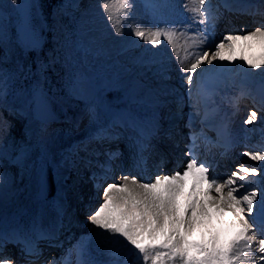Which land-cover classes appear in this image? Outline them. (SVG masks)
I'll return each mask as SVG.
<instances>
[{
  "label": "rangeland",
  "instance_id": "obj_1",
  "mask_svg": "<svg viewBox=\"0 0 264 264\" xmlns=\"http://www.w3.org/2000/svg\"><path fill=\"white\" fill-rule=\"evenodd\" d=\"M21 1L16 0V3H13V0H0V76L6 81L5 87L22 77L24 72V49L15 30L20 21L18 17L16 18L17 4ZM164 1L165 4H171L172 7L158 8L159 15L152 14L151 16L147 7L143 8L138 0H131L134 5L131 23L147 28L162 26V28L175 29V49L166 40L162 41L161 45L155 49L151 45L139 41L138 38L131 35L128 22L120 24L123 31L117 35L100 7L101 0H92L81 9V14L78 16V31L74 38L70 37L62 13L54 12L51 14L56 27L55 35L59 36L57 38L65 48L63 59L68 65L67 75L69 77L72 74L74 77L79 72L81 74L80 81L70 79L71 88L66 91L65 96L60 95L57 99L66 108H75L76 97H84L85 103L81 105L80 111L76 115L78 118H82V123H86L85 129L75 131L74 129L60 130L56 127H46L37 118L32 105L35 91L38 88L50 89L52 87L46 81L45 67L42 65L36 68L34 80L26 82L20 89L13 88L12 94L4 93L0 97V128H3L2 126L5 125L8 118L15 125L10 128H3V131L0 132V228L9 227L3 225H8L13 215L22 216L19 220L13 217L14 225H22L31 221L33 224H38L42 211V216H44L45 211L51 212L52 215H58L66 199L78 202L75 209L68 208L70 213L82 215L81 223L83 225L79 229V237H74L68 242V246H73L72 251H70L72 256L69 257L70 253L60 254L55 255L52 260L48 255L47 264H51L53 261H59L60 264H65V261L67 264H77L73 257L76 256L78 259V251L81 248L86 252L85 258L94 260L97 264H109L114 259H118L119 264H138L136 256L130 254L116 237L97 229L95 225L90 223L91 214L89 216L83 215L86 214L87 209L83 210L81 204L86 203L89 205L87 208L93 210L99 201V191L98 188H95V171L99 166L94 165L91 161L93 157L89 154H91L90 150L92 149L89 146L85 149L79 148V146L82 145L85 138H89L93 131L98 129L100 122L110 116L109 109L112 107H120L115 112L117 118L123 116L125 109L127 112L135 113L137 107H141L146 113H158L164 120L166 112H170L168 109L171 108L180 109L181 112L176 113V116L180 115L182 118L189 116L185 110L188 107L192 108V114L198 115L199 104L188 100L192 96H188L189 90L186 89L187 84L184 80L185 73L180 71L181 64L179 63L180 60L188 63L193 58L190 39L188 38L191 34L189 35L184 22L193 23L191 21L195 14L185 9L184 5L187 4L188 9L194 8L196 5L193 0ZM72 2L73 5L77 4V0H72ZM193 24L194 35L198 38L205 26ZM214 26L215 33L219 32V23H215ZM212 27L208 28L207 32ZM245 31L252 30L247 29ZM207 32L205 34L208 39L204 44H200L201 47L210 44L213 40L214 36L210 33L207 34ZM219 37L221 40L216 43L222 41L223 37L218 34L217 38ZM261 51L264 49L262 50L258 44L249 48L247 44L238 42L235 54L237 57L244 55L252 58L259 56ZM224 54L228 55L227 52ZM169 58L175 59L180 74L176 78L172 74L166 75V78L162 80L158 75V69H166L170 62ZM58 59V55H52L50 52L51 61ZM217 64L224 66L223 73L233 70L237 72L238 78H243L250 85L264 81V69L249 71L244 66V62L239 59H235L233 62L216 60L212 64L205 63L200 66V71L204 70V66L208 68ZM70 65L72 66L71 69ZM93 75H98L99 81L91 79L90 77ZM101 83L106 85V89L98 98L95 94ZM52 89L56 91L55 88ZM74 93L76 96L73 95ZM164 102L167 104L164 105ZM159 103L161 106H157ZM16 108L26 113L27 118L24 122H20L16 118L14 121L11 116L5 114V111ZM90 111L94 113V118L88 120L86 116ZM50 112L51 110H48L49 114ZM174 117L172 115V119ZM67 120L66 123H69V119ZM23 130L26 131V135L22 132ZM78 148L80 149L79 152H77ZM15 149H20V151L15 152ZM76 154L77 157H75ZM195 154L197 157L199 156V152ZM13 155L16 157L15 159L10 158L12 161L5 158V156ZM106 156L101 154L97 156V159L102 163ZM51 157L55 162L54 165L57 166L59 176L58 202L51 199L43 201L38 197L42 165ZM205 161L206 166L210 169L209 175L211 177V165L208 160ZM79 164L81 166H78ZM255 167L261 170L260 177L261 180L264 179V161H260L259 167ZM22 170L27 174H25V178L21 176ZM259 186L264 187L261 183ZM190 189L189 186L188 191ZM66 190L69 195L74 190L73 196L66 197ZM46 196L48 197V195ZM86 196H96L97 199H87ZM27 214L33 215L29 220H24L23 217ZM194 239H199V234ZM110 249L118 251V256H110ZM18 253L19 251L15 254L18 256ZM258 254L253 245L251 255H254V261H243V264H256L257 262L259 264ZM9 256L10 254L7 257ZM8 260L11 261V264L14 263L11 256ZM20 261L25 263L23 259Z\"/></svg>",
  "mask_w": 264,
  "mask_h": 264
},
{
  "label": "snow or ice",
  "instance_id": "obj_2",
  "mask_svg": "<svg viewBox=\"0 0 264 264\" xmlns=\"http://www.w3.org/2000/svg\"><path fill=\"white\" fill-rule=\"evenodd\" d=\"M193 3L196 5L194 8L188 9L187 4L184 8L195 14L193 23L205 26L198 38L192 40V46L196 47L207 41L205 33L215 24L218 16L211 0H193ZM100 7L117 35L123 31L120 24L128 22L131 35L139 41L155 49L166 40L175 49V29L146 28L131 23L134 7L131 0H101ZM145 7L155 11L172 5L147 3ZM238 42L247 44L249 48L258 44L264 49V25L252 31L241 29L238 33H228L214 45V51L193 54L188 63L179 61L180 71L187 74L184 80L190 96L197 69L205 63L239 59L249 71L264 69V51L252 58L244 55L237 57ZM158 75L165 79V69H158ZM5 83L0 76V97L5 93ZM194 116L195 113L192 118ZM256 119L257 112L252 110L245 123L251 124ZM2 131L3 128H0ZM197 139L195 132L190 134L186 152L188 159L183 170L157 175L149 182L123 175L122 183L107 184L103 188V202L90 215V223L116 237L130 254L136 256L138 264H243V261L254 259L251 255L253 244L257 245L255 251L261 254L259 260L264 261V238H260L264 236V187H252L254 181H249V177L260 176L261 170L238 166L223 179L210 177L209 167L198 163L195 154ZM137 143L141 153L149 147L141 141ZM245 155L252 161H264V152H248ZM189 179L192 187L185 192ZM260 183L264 185V179ZM257 226L260 235L256 232ZM197 234L199 239H194ZM5 244V238L0 235V251ZM24 251L34 257L40 254L37 246L27 241ZM109 255L117 257L118 251L110 249ZM85 257L86 252L81 248L77 264H97ZM0 264H11V261L0 257ZM51 264L60 262L53 261ZM109 264H119V261L114 259Z\"/></svg>",
  "mask_w": 264,
  "mask_h": 264
},
{
  "label": "water",
  "instance_id": "obj_3",
  "mask_svg": "<svg viewBox=\"0 0 264 264\" xmlns=\"http://www.w3.org/2000/svg\"><path fill=\"white\" fill-rule=\"evenodd\" d=\"M22 23L20 26V35L25 42H33L41 46L46 35V24L39 12L36 0H24L21 3ZM264 97V93L259 92ZM37 115L44 120L60 118L64 115V109L58 100L48 92L41 89L37 92L36 99ZM48 109L51 110L50 114ZM55 111V112H52ZM61 111V112H59ZM42 186H53L52 169L46 168L42 173ZM54 190L52 191V194Z\"/></svg>",
  "mask_w": 264,
  "mask_h": 264
},
{
  "label": "trees",
  "instance_id": "obj_4",
  "mask_svg": "<svg viewBox=\"0 0 264 264\" xmlns=\"http://www.w3.org/2000/svg\"><path fill=\"white\" fill-rule=\"evenodd\" d=\"M41 7L45 10L46 15H47V20L49 22V32L51 30L55 31V26H54V19L51 18V14L53 12V10L57 7L58 8V3L60 0H39ZM65 22L66 24L69 26L72 22L71 18H65ZM55 33V32H54ZM51 37H54L53 35ZM50 46V45H48ZM47 46H45L44 48H42V50L44 49L45 51H47ZM50 48H52V46H50ZM41 50V49H40ZM44 54L43 58H46V54L44 51H42ZM38 52L37 51H27L26 52V60H25V66L28 68L30 66L33 65V61L35 60V56ZM59 67L56 68V70H53L52 67L49 68V73L50 75L53 77V80L51 83H54L55 85H57L60 89L59 93H64L66 90V81L64 79V74H65V66L63 65H57ZM65 70V71H64ZM55 77H57L58 79H55Z\"/></svg>",
  "mask_w": 264,
  "mask_h": 264
},
{
  "label": "bare ground",
  "instance_id": "obj_5",
  "mask_svg": "<svg viewBox=\"0 0 264 264\" xmlns=\"http://www.w3.org/2000/svg\"><path fill=\"white\" fill-rule=\"evenodd\" d=\"M240 26H242V23L240 24ZM251 27L253 28V29H255V28H257L258 27V25H256V24H252L251 25ZM159 60V59H158ZM160 61V60H159ZM166 66V65H165ZM173 69H174V65H173V63H169V64H167V68L165 69V74L166 75H174V73H173ZM172 72V73H171ZM186 161H187V159H186ZM186 161H185V163H186ZM237 163H241L242 165H244V163H245V159L244 158H242V159H240V160H238V161H236ZM185 163H175V164H173V162H172V168L168 171V173L169 174H171L172 172H171V170H173V167L174 166H176V170H183V168H184V165H185ZM168 173H166V174H168ZM218 173L219 174H221L222 176H224V177H226V176H228V175H230V172L228 171V169L227 168H225V169H221V170H218ZM162 173H160V174H158V175H161ZM157 176V175H156ZM155 176V177H156ZM154 177V178H155ZM211 177H215V176H211ZM153 178V179H154ZM215 178H218V179H223L222 177H215ZM153 179H145V181L144 182H149V181H151V180H153ZM119 180L121 181V183H122V179L119 177ZM47 213V211H45L44 212V215ZM33 214H27V215H25L24 217H23V219L24 220H29L30 219V217L32 216ZM53 220H56L57 218L56 217H54V218H52ZM26 224H33L32 223V221L31 222H28V223H26ZM17 225V228L16 229H11V227H7V228H0V233L3 231V230H6V229H8V228H10V231H15L16 233H18V234H20V233H22V232H25L26 233V236L27 237H29V233H27L25 230H26V228H23L22 227V225H19V224H16ZM97 229H99L98 227H96ZM254 245H256V244H254ZM256 248V247H255ZM258 253V252H257ZM252 254V253H251ZM259 256L261 255V254H258ZM8 256V254L7 255H5V256H3V257H5V258H7V259H9L10 258V256L9 257H7ZM252 256H254V255H252ZM256 257V256H255ZM23 258L20 256V253H18V256H17V260H16V262H14L13 264H23V263H21V261L20 260H22ZM255 259V258H254ZM254 261V260H253ZM253 263V262H252ZM264 264V261H262V262H260V264ZM25 264V263H24ZM36 264H38V263H36ZM256 264H258V262L256 263Z\"/></svg>",
  "mask_w": 264,
  "mask_h": 264
}]
</instances>
